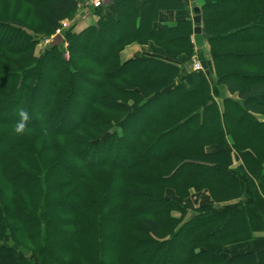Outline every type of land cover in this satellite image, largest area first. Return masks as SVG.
<instances>
[{"label":"trees","instance_id":"trees-1","mask_svg":"<svg viewBox=\"0 0 264 264\" xmlns=\"http://www.w3.org/2000/svg\"><path fill=\"white\" fill-rule=\"evenodd\" d=\"M187 1L114 0L35 52L79 0H0V264H264L227 251L264 232V0L194 2L208 54L159 22Z\"/></svg>","mask_w":264,"mask_h":264},{"label":"crops","instance_id":"crops-1","mask_svg":"<svg viewBox=\"0 0 264 264\" xmlns=\"http://www.w3.org/2000/svg\"><path fill=\"white\" fill-rule=\"evenodd\" d=\"M80 0V4H81ZM85 2V0H83ZM194 0H188L185 2L186 10H180V11H167L162 10L160 14L159 22L160 24L166 23V24H174L177 20L182 18H190L194 19V11H193V3ZM83 4V2H82ZM94 14L86 13V11H82L79 14H77L73 19H70V23L74 24L72 25L74 31L80 32L81 30L85 29L87 26L95 24L98 20V15L93 11ZM68 20V19H67ZM205 53H209V45L205 42L204 46ZM143 52H149V53H161V50L157 48L153 43L140 45L138 43H133L128 46H126L123 51L121 52V57L123 60L130 59L134 56L140 55ZM222 94L224 96H230L225 86L221 88ZM235 165H237L235 161ZM187 204L189 205V212L192 211V208L200 206L205 203H210L212 200L208 194V192H199L196 193L194 191L191 192L188 198L185 199ZM232 202V201H230ZM223 203V202H222ZM193 212V211H192ZM264 249V232H258L255 234L254 238L242 241V242H236L229 244L227 246V251L230 255L247 252V251H259Z\"/></svg>","mask_w":264,"mask_h":264},{"label":"rangeland","instance_id":"rangeland-1","mask_svg":"<svg viewBox=\"0 0 264 264\" xmlns=\"http://www.w3.org/2000/svg\"><path fill=\"white\" fill-rule=\"evenodd\" d=\"M89 1L90 0H85V2H87V3H85L83 0L81 1V4H80V0H79V4H78V9H77V11L75 12V14L71 17V18H68V20L66 19V20H64V21H62V23H61V28L59 29V32H63V31H69V30H74L72 27V25H74V24H71L70 23V19H73L77 14H79L80 12H82V11H86V13L88 12V13H90V14H94V12H93V10L91 9V4L89 3ZM195 1V4L197 3L198 5H200L201 4V1L200 0H194ZM82 2H83V4H82ZM196 4V5H197ZM21 14V13H20ZM29 32L35 37V38H37V39H40V41L36 44V48H35V52H41V51H43L46 47H47V45H48V43L46 42V39H48V40H51V38H52V36H53V34H50V35H48V34H38V33H36V32H32V31H30L29 30ZM58 32V31H57ZM193 36V35H192ZM192 36H191V39H192ZM192 42L195 44V47L197 48V47H201V46H204V41H203V44L201 45V46H199V45H197V43L192 39ZM67 46V42H64V47H66ZM64 56L65 57H67L68 58V53L66 52V53H64ZM199 58L198 57V55H197V53L195 52V54L192 56V58H191V61H190V65H191V67H192V64H193V60H194V58ZM189 64V63H188ZM239 162L240 161H236V163L237 164H239ZM174 214H176V215H178L179 213L178 212H174ZM192 214V211H190L189 213H188V217L190 216ZM187 217V218H188ZM28 256V255H27Z\"/></svg>","mask_w":264,"mask_h":264},{"label":"water","instance_id":"water-1","mask_svg":"<svg viewBox=\"0 0 264 264\" xmlns=\"http://www.w3.org/2000/svg\"><path fill=\"white\" fill-rule=\"evenodd\" d=\"M114 0H106V3H110ZM194 12H195V16H194V21H195V27H194V38H195V41L197 43V45L201 46L203 44V34H202V28L200 25H198V23H200L201 21V14H200V8L199 7H194ZM64 41V37L60 34V33H57L54 37H53V40L51 41V46H57L59 44H61L62 42ZM203 67H204V70H205V73L207 75H210V70L208 68V64L205 60H202L201 61ZM186 70V69H185ZM20 252L23 254V255H29L30 254V250L25 247V246H21L19 248ZM37 263V261H36Z\"/></svg>","mask_w":264,"mask_h":264},{"label":"clouds","instance_id":"clouds-1","mask_svg":"<svg viewBox=\"0 0 264 264\" xmlns=\"http://www.w3.org/2000/svg\"><path fill=\"white\" fill-rule=\"evenodd\" d=\"M17 115H18V119L15 123V127L13 131L16 134L22 135L25 133L26 129L29 127L31 117H30L29 112L25 109H19Z\"/></svg>","mask_w":264,"mask_h":264},{"label":"built area","instance_id":"built-area-1","mask_svg":"<svg viewBox=\"0 0 264 264\" xmlns=\"http://www.w3.org/2000/svg\"><path fill=\"white\" fill-rule=\"evenodd\" d=\"M105 0H90L89 3L91 4V7L97 8L102 7ZM59 32V29L57 30ZM46 42L49 43L50 40L46 39ZM193 68L196 70L202 69V65L199 60H194Z\"/></svg>","mask_w":264,"mask_h":264}]
</instances>
